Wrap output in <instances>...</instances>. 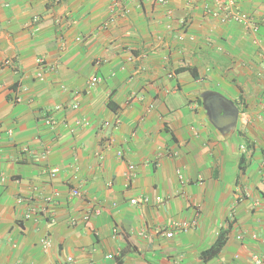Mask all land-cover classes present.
Here are the masks:
<instances>
[{
    "label": "crops",
    "instance_id": "crops-1",
    "mask_svg": "<svg viewBox=\"0 0 264 264\" xmlns=\"http://www.w3.org/2000/svg\"><path fill=\"white\" fill-rule=\"evenodd\" d=\"M165 1L0 0V264L264 260V0Z\"/></svg>",
    "mask_w": 264,
    "mask_h": 264
},
{
    "label": "built area",
    "instance_id": "built-area-1",
    "mask_svg": "<svg viewBox=\"0 0 264 264\" xmlns=\"http://www.w3.org/2000/svg\"><path fill=\"white\" fill-rule=\"evenodd\" d=\"M145 3H152L153 1H156L160 4H165L166 1L165 0H141ZM214 2H216L217 4H220V3H225L226 6H225V11H226V16H225V19L226 20H231V21H235V22H238V23H241L243 24L245 27H249L250 26V20L248 18V16L246 14H243V13H238V12H231V7H233L235 5V0H213ZM120 5V2L119 1H114L113 2V5L111 6V9H112V12L114 13L115 10H117L116 8ZM122 14H127L128 13V10L127 9H122ZM116 19V16L115 15H112L111 17V22H114ZM34 25L35 23H37L39 21L38 18L34 19ZM35 27V26H34ZM257 29L255 28V31ZM38 65H39V70L38 72L36 73V79L38 80H42L43 79V72L42 70L46 67V64L44 62L43 59H39L38 60ZM99 82V79L98 78H92L91 79V86H95L97 83ZM23 99L21 97H17L16 98V102H22ZM47 125H50V126H55L57 123L54 121V120H48L47 122ZM81 124H88V122L86 120H82V121H77L75 123L76 126H79ZM70 128V127H69ZM57 173V170L53 171V174H56ZM129 173L131 176H134L135 174V167L133 165L129 166ZM179 178L180 180L183 179V176L181 173H179ZM58 195V193L56 192L54 194L53 197H56ZM81 193L78 189H75L72 191L71 193V196L73 197H78L80 196ZM159 202L161 201V198H158L157 199ZM49 202L52 201V198H49L48 199ZM133 204H135L137 201L136 200H132L131 201ZM95 213V214H100V209L96 208L94 211H91V212H85L83 215H82V220L87 222L90 220V216H91V213ZM30 215L27 216V218H29ZM72 223H75L76 222V219H72L71 220ZM176 226V225H175ZM181 227V225H179ZM166 236L168 238H171L173 237V233L172 232H169V233H166ZM44 248H49L50 247V242L48 240H45L42 242ZM112 256H109V258H111ZM72 259H69V261H71ZM253 264H264V260L262 257L258 256V255H255L253 257Z\"/></svg>",
    "mask_w": 264,
    "mask_h": 264
},
{
    "label": "trees",
    "instance_id": "trees-1",
    "mask_svg": "<svg viewBox=\"0 0 264 264\" xmlns=\"http://www.w3.org/2000/svg\"><path fill=\"white\" fill-rule=\"evenodd\" d=\"M183 70H186V69H183ZM190 72L194 73V70H190ZM228 233H229L228 230L221 231L215 243L208 250L203 252L202 256L204 259L208 260V259L214 258L219 255V253L221 252V250L227 243Z\"/></svg>",
    "mask_w": 264,
    "mask_h": 264
},
{
    "label": "water",
    "instance_id": "water-1",
    "mask_svg": "<svg viewBox=\"0 0 264 264\" xmlns=\"http://www.w3.org/2000/svg\"><path fill=\"white\" fill-rule=\"evenodd\" d=\"M213 118H214V116H213ZM218 121V120H217Z\"/></svg>",
    "mask_w": 264,
    "mask_h": 264
}]
</instances>
